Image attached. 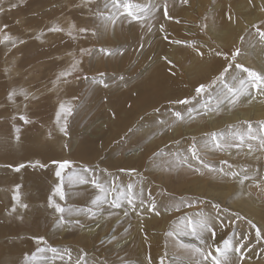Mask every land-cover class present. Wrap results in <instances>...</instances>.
Returning a JSON list of instances; mask_svg holds the SVG:
<instances>
[{
	"label": "rangeland",
	"instance_id": "rangeland-1",
	"mask_svg": "<svg viewBox=\"0 0 264 264\" xmlns=\"http://www.w3.org/2000/svg\"><path fill=\"white\" fill-rule=\"evenodd\" d=\"M261 33L264 0H0V264H212L225 240L227 264H264V92L217 81L264 75ZM201 218L214 238L181 234Z\"/></svg>",
	"mask_w": 264,
	"mask_h": 264
},
{
	"label": "snow or ice",
	"instance_id": "snow-or-ice-1",
	"mask_svg": "<svg viewBox=\"0 0 264 264\" xmlns=\"http://www.w3.org/2000/svg\"><path fill=\"white\" fill-rule=\"evenodd\" d=\"M113 5L116 6L119 4L120 0H112ZM125 8L129 9V11L127 12L128 16H132L133 19H138L139 17L136 16L131 9L133 7H139L138 5H133L130 3H125L123 5ZM141 11H146L145 9L141 8ZM165 15H167V12H165ZM112 23H115V20L112 21ZM54 31H59L60 29L58 28H54L52 29ZM81 31H85V29H81ZM261 38L264 39V33H261ZM5 39H7V37H5ZM177 43H179V41H177ZM102 51H106L103 50ZM217 55H220V53H217ZM240 55V51L239 49H237L233 54H232V60H235L238 56ZM225 59L227 60V57H225ZM232 67V64H229L228 67L224 68V70L220 73V75L217 77V81L223 86L221 89L222 94L224 95V98H228L229 96H236L238 92L241 91V89H244L246 86H251V87H255L257 89H259L260 91L264 92V75H261L255 71H252L248 68H244L243 65L237 63L235 65V67L237 69H241V71L243 73H247V80L242 78V77H238L236 75H232L231 76V80L234 81L235 83H228L226 82V77L225 74L229 72V69ZM71 73H64L62 75H70ZM215 83V82H214ZM207 91V87L205 85H200L197 89H196V93L198 95H201L203 93H205ZM182 103H189V101L184 100L181 101ZM62 110H64L65 112H70L71 109H64V106H61ZM176 116L179 118L180 117V113H176ZM21 119H23V117H21ZM61 131H65L64 128H61ZM213 140H216L215 135H213L212 137ZM239 139L241 140V142H243L244 137L240 136ZM249 139H256V137L254 136H250ZM260 145L261 147H264V138L260 139ZM217 147H219V144H217ZM249 147H251V145H249ZM193 157L196 158V153L195 150L193 149ZM54 163H58V170L56 171V176L58 178H60L61 183L55 188V194L59 195L60 199L63 200L64 199V191H63V184L65 181V177L63 175V173L65 172L66 169H70L71 168V162L70 161H62V162H56L54 161ZM39 167H43V165H36ZM24 167V165H20L19 167H17L15 170L19 171L20 168ZM205 167H208V165L206 164ZM84 172H87L88 169H83ZM121 171H123V169H121ZM131 172H134L135 169H131ZM75 178L78 180V182L80 184H85V183H91L101 194L98 195L91 203L93 205H98L102 202H106L107 200V196L110 195L111 193L109 192L108 189L104 188L100 182L98 180L92 179V180H87L85 179V177L83 175H70L67 177V180L69 183L72 182L73 178ZM131 185L128 186L129 188V194L126 197L127 199V203L129 205H133L134 206V201L131 197ZM112 191H116L115 188L112 189ZM120 196H124V193H120L118 196H116L114 199H112L111 201V206L113 208H120L121 207V201H120ZM14 199H16V197H14ZM50 206L54 207L55 212L60 213V217L58 218L57 223L58 224H66V223H72L73 221H68L65 219L64 213L66 212V209L64 207H62L60 204H53L50 198ZM24 207H27L26 205H24ZM152 208H155V205H152ZM89 216H94L95 212L93 209H88V213ZM128 213L125 212L124 215H127ZM158 214V213H157ZM75 223H79V221H74ZM249 223H251V221H249ZM83 227V225H81ZM253 227H255V225H253ZM204 232H208L210 233L211 237H215V231H214V225H212L209 221L204 220V219H198L196 221L190 220V219H186L184 227L182 229L181 234H190L192 236H195L199 239H201V242L203 243V234ZM169 235H171V233H169ZM257 237H261V231L259 229H257L256 232ZM39 239H43V238H39ZM183 247H185L186 250L190 251V252H195L198 255L202 256L204 260H207L209 256H212L211 252L205 253L202 249L200 248H196L192 245H182ZM232 247L231 242L228 240L224 241V248H217L216 252L219 254V256H212V264H227L228 261V256H227V252L228 250ZM241 247H243V245H241ZM240 249H236V251H239ZM51 251L55 252L56 249H51ZM70 258V257H69ZM76 264H81V260L78 259ZM86 264V261H85ZM162 264V262H161ZM195 264H200V261H196Z\"/></svg>",
	"mask_w": 264,
	"mask_h": 264
},
{
	"label": "bare ground",
	"instance_id": "bare-ground-1",
	"mask_svg": "<svg viewBox=\"0 0 264 264\" xmlns=\"http://www.w3.org/2000/svg\"><path fill=\"white\" fill-rule=\"evenodd\" d=\"M219 43H221L220 41H219ZM252 91H250V93H251ZM245 94V93H244ZM250 95V94H249ZM249 95L246 93L245 95H242L243 96V99L245 100V101H247V100H249ZM263 95V94H262ZM261 94H260V96H262ZM251 102H253V100H251ZM206 105V104H205ZM61 106L62 105H59L58 107H59V112L57 113V116L56 117H59V115L61 116V112H62V108H61ZM258 111V110H257ZM259 112V111H258ZM235 118V117H234ZM39 153V152H38ZM36 154V153H35ZM80 155V152H79V154H78V156ZM83 156V155H82ZM81 155H80V157H82ZM82 159H84V157H82ZM241 203L243 202V201H240ZM243 204H244V206H245V204H247L246 202H243ZM82 216V215H81ZM83 216H85V214L83 215ZM86 218V217H85ZM28 223V222H27ZM29 225V224H28ZM39 225V224H38ZM64 233V232H63ZM48 253V252H47ZM46 255V254H45ZM39 256V255H38ZM47 258H50L49 256H47L46 255V257H40V258H38V259H36V257L34 258V259H36V261H35V263L34 264H47V262H45V259H47ZM5 264V263H4Z\"/></svg>",
	"mask_w": 264,
	"mask_h": 264
}]
</instances>
